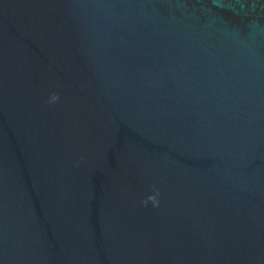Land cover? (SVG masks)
Here are the masks:
<instances>
[{
    "label": "water",
    "instance_id": "95a60500",
    "mask_svg": "<svg viewBox=\"0 0 264 264\" xmlns=\"http://www.w3.org/2000/svg\"><path fill=\"white\" fill-rule=\"evenodd\" d=\"M0 264H264V0H0Z\"/></svg>",
    "mask_w": 264,
    "mask_h": 264
},
{
    "label": "clouds",
    "instance_id": "9594fccd",
    "mask_svg": "<svg viewBox=\"0 0 264 264\" xmlns=\"http://www.w3.org/2000/svg\"><path fill=\"white\" fill-rule=\"evenodd\" d=\"M57 100H59V94H53L49 102L52 103V102H55ZM158 195H159V190L157 189L155 192L150 193L146 197V199L143 201V203L145 205H147L148 202L150 201L153 204V206H159Z\"/></svg>",
    "mask_w": 264,
    "mask_h": 264
}]
</instances>
